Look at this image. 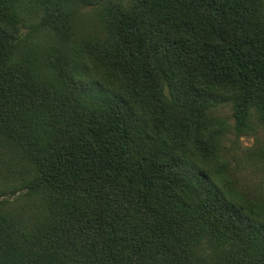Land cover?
Here are the masks:
<instances>
[{"label":"trees","instance_id":"16d2710c","mask_svg":"<svg viewBox=\"0 0 264 264\" xmlns=\"http://www.w3.org/2000/svg\"><path fill=\"white\" fill-rule=\"evenodd\" d=\"M259 128L264 0H0V264H264Z\"/></svg>","mask_w":264,"mask_h":264},{"label":"rangeland","instance_id":"374dc122","mask_svg":"<svg viewBox=\"0 0 264 264\" xmlns=\"http://www.w3.org/2000/svg\"><path fill=\"white\" fill-rule=\"evenodd\" d=\"M215 112L219 116L227 117L230 124L233 123L230 106H224ZM225 143L227 147H231L232 152L235 151L244 180L252 186L263 188L264 192V159L252 160V156L246 154L249 149L256 146H262L264 149V130L259 128L256 134H244L236 139L233 132L230 131L227 133ZM2 198L12 199L13 196L5 193L0 195V200Z\"/></svg>","mask_w":264,"mask_h":264}]
</instances>
